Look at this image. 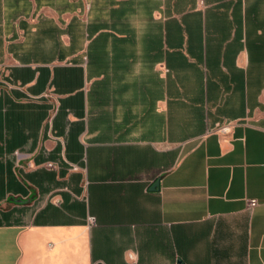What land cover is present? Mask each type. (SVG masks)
I'll return each instance as SVG.
<instances>
[{"label": "crops", "instance_id": "0c3cea01", "mask_svg": "<svg viewBox=\"0 0 264 264\" xmlns=\"http://www.w3.org/2000/svg\"><path fill=\"white\" fill-rule=\"evenodd\" d=\"M0 264H264V0H0Z\"/></svg>", "mask_w": 264, "mask_h": 264}, {"label": "built area", "instance_id": "2783aa9c", "mask_svg": "<svg viewBox=\"0 0 264 264\" xmlns=\"http://www.w3.org/2000/svg\"><path fill=\"white\" fill-rule=\"evenodd\" d=\"M227 125H229V124H227ZM223 129H224L223 127L220 128V130H223ZM45 166L47 168H49V169H56L57 168L56 164H54L52 162H47L45 164ZM256 204H257L256 200H250L249 203H248V205H249L250 208H253ZM87 225L89 227L94 226L95 225V219L93 217L89 216L87 218Z\"/></svg>", "mask_w": 264, "mask_h": 264}, {"label": "water", "instance_id": "95a60500", "mask_svg": "<svg viewBox=\"0 0 264 264\" xmlns=\"http://www.w3.org/2000/svg\"><path fill=\"white\" fill-rule=\"evenodd\" d=\"M159 186V182L158 181H155L154 184L151 186V190H156Z\"/></svg>", "mask_w": 264, "mask_h": 264}]
</instances>
